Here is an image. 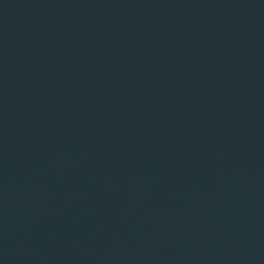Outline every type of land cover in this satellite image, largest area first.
<instances>
[{
  "label": "water",
  "instance_id": "obj_1",
  "mask_svg": "<svg viewBox=\"0 0 264 264\" xmlns=\"http://www.w3.org/2000/svg\"><path fill=\"white\" fill-rule=\"evenodd\" d=\"M0 264H264V0H0Z\"/></svg>",
  "mask_w": 264,
  "mask_h": 264
}]
</instances>
